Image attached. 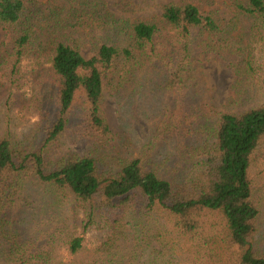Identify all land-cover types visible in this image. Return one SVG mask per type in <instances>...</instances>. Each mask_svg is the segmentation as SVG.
<instances>
[{
	"label": "trees",
	"instance_id": "16d2710c",
	"mask_svg": "<svg viewBox=\"0 0 264 264\" xmlns=\"http://www.w3.org/2000/svg\"><path fill=\"white\" fill-rule=\"evenodd\" d=\"M66 1L69 13L46 15L36 0H0V27L11 33L0 43V264H264V103L242 113L221 112L210 100L190 112L179 105L160 127L176 133L184 121L204 119L215 142L183 149L169 167L147 153L117 154L102 108L107 94L119 97L145 70L181 92L198 31L207 53L260 76L264 0H233L231 30L205 8L211 0L170 3L159 20L135 23L110 14L104 0ZM239 23L247 31L235 36ZM83 31L106 39L91 59L82 55ZM30 57L45 62L27 79L22 64ZM68 131L93 140L85 153L65 150ZM33 180L53 190L69 219L9 229L6 207Z\"/></svg>",
	"mask_w": 264,
	"mask_h": 264
},
{
	"label": "rangeland",
	"instance_id": "374dc122",
	"mask_svg": "<svg viewBox=\"0 0 264 264\" xmlns=\"http://www.w3.org/2000/svg\"><path fill=\"white\" fill-rule=\"evenodd\" d=\"M86 1L82 0L81 4ZM233 0H211L206 9L216 10L224 20L225 26L231 30L234 27L235 13ZM170 3L184 5L190 0H104V8L117 18L135 23L140 20H159L163 7ZM38 7L46 15L51 9H57L66 15L70 12L66 0H36ZM45 21V20H44ZM234 35L239 36L247 31L244 23L235 27ZM82 42V55L86 59L94 56L95 46L102 43L104 34L93 31H83L77 35ZM202 36L199 31L194 34L191 42L192 77L181 92L166 89V78L157 70H145L138 73L132 81L121 90L119 97L106 95L102 108L112 131L115 133L114 151L128 157H138L147 153L152 161H166L171 166L185 148H197L204 144H213L214 133L204 119L197 123L184 121L176 133H168L161 128L163 121H169L171 115L183 105L190 112L198 102L210 100L221 112L242 113L264 103V71L254 78L245 77L229 68V58L212 56L202 47ZM11 42V33L0 27V43L5 46ZM45 61L30 57L22 64L27 79L31 70ZM25 91L30 95V86ZM197 110L194 108V111ZM37 119L36 116L32 120ZM22 129H17L19 134ZM2 129L0 128V134ZM65 150L83 154L93 143V140H82L79 135L68 131L64 136ZM166 167V168H167ZM264 176V175H262ZM174 176H171L173 178ZM178 182V181H176ZM264 184V181H262ZM6 219L11 225H16L28 231L42 218L49 220L62 217L69 219L67 207L56 204L55 193L49 187L37 181H29L24 190L10 201L6 207ZM3 237L0 238V244ZM85 246L94 247V241L87 236ZM65 262L72 260L67 251H62Z\"/></svg>",
	"mask_w": 264,
	"mask_h": 264
}]
</instances>
